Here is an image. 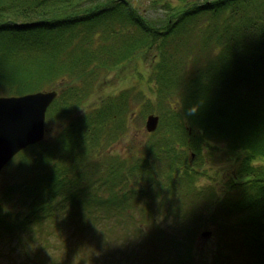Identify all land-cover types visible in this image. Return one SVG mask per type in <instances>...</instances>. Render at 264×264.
<instances>
[{"label": "trees", "instance_id": "16d2710c", "mask_svg": "<svg viewBox=\"0 0 264 264\" xmlns=\"http://www.w3.org/2000/svg\"><path fill=\"white\" fill-rule=\"evenodd\" d=\"M153 1L167 10L159 21L131 0H0V95L55 86L47 126L64 123L6 164L0 231L34 236L79 218L77 233L93 238L102 256L94 264H172L174 236L184 247L176 263L194 264L199 228L222 224L231 236L213 264L225 257L264 264V0ZM10 32L20 40L12 55L3 54ZM154 48V96L142 92L141 107L147 116L160 113V124L139 146L114 152L129 130L132 87L106 93L99 105L85 103L111 69L120 75ZM214 150V162L228 159L233 167L201 184L212 178L205 165ZM148 206L162 226L161 219L183 223L184 237L165 228L161 245L123 239L125 231L113 242L116 228L133 226L137 236L134 215ZM99 220H116V227L95 231Z\"/></svg>", "mask_w": 264, "mask_h": 264}, {"label": "rangeland", "instance_id": "374dc122", "mask_svg": "<svg viewBox=\"0 0 264 264\" xmlns=\"http://www.w3.org/2000/svg\"><path fill=\"white\" fill-rule=\"evenodd\" d=\"M131 1L135 3V5L139 8L140 12L147 18L161 20L163 17H165L167 13V10L165 9V7L162 6V4H157L153 0ZM176 3L177 2H174V4ZM217 16V19L220 20V16ZM214 19H216V17ZM205 20L206 23H201L200 26L203 24L202 27H206L209 24L208 21L210 20ZM211 23L214 28V24H217V20H214ZM184 32L185 37H187V30L184 29ZM5 36L7 40L4 39V37L2 38L6 41L7 48L4 50L3 54L6 53L12 55L13 48L17 47L18 49L20 46L19 33L10 32L7 33ZM155 51L156 48L147 53L140 60L134 59V61H130L127 64L128 67H125L120 73V75L117 74L118 70L112 71L111 69L109 71V74L99 80V86L97 91L92 95L91 98H88L85 103L86 105L93 103L99 105L100 100L106 93L115 91L117 89L120 90L122 88L132 87V93H134L135 95L131 97L129 103V130L125 133L126 135L124 136V138H121L119 142H116L113 147L114 152H120L125 154L129 149H133L135 146H139L141 142L145 141L149 136L150 132H148L145 127L147 115H144L141 106L143 104H146L142 103L144 102L142 92L148 94L150 97L154 96L153 93L150 92V82L148 81V73L150 67V60ZM178 54H176L175 56L176 61L180 60ZM141 74L144 75L143 79L141 78ZM54 87H49L48 89H53ZM176 100H178V97H172L169 100L171 103L170 106H175L177 104L175 102ZM147 104H149V102ZM150 106L151 104L145 105V110H147V108ZM63 125L64 123L58 122V119L50 122L47 126L49 127V131L46 133V135H54L58 133V131L63 127ZM218 152L221 153L222 150H219ZM216 153L217 150H214L210 162L205 165L207 166L208 172L212 175V178L208 176L201 178V184H206L209 182L213 183L215 181L214 179L221 180V178H224L233 167L232 162L228 159L220 160L221 158H218V160L214 162ZM4 168L0 173V194L2 193L3 186H6V184L8 183L6 181H8V179L10 178V174H8L9 170L5 171ZM8 208L9 206L7 207V209ZM145 208V213L141 212L139 214L138 212H135L138 214L134 215L135 219L138 217L139 220V222L137 220V224H139L136 229L137 236L133 232V226H128L127 228L121 230H118V228H116V230L111 231V234L114 235L113 242H121L117 239L118 235H123L125 231V236H123V239L127 238L128 240V237H130L131 239L135 237L143 243V246L145 244L151 245L152 243H155L156 245H161L165 241L166 236H168V233L164 230L165 228L170 233L174 234L176 232L175 235L180 236V240L182 239V237H184L181 235V226L183 225V223H181V225L178 223L173 224V222H171L170 220L164 222V220L161 219V222L163 224L162 226L158 220V222L154 221V218L156 217L152 215V212L155 208L153 206H148ZM62 219L64 218L62 217ZM77 220L80 219H72L68 223H62V227L54 226V228L56 229L53 228L50 233L48 231H43L42 233H35L34 236L32 235L33 233L29 234V232H27L28 230L23 231V233L21 234L18 233L12 235L6 230V232L0 231V264H38L36 261L40 259L43 262L48 263H52V260L54 259L58 264H94V259L101 258L102 256L99 250H97L96 245L93 243V238H90L86 233H80V231H78L77 233V228L75 227V223ZM94 223L96 226V228L93 227L95 231L99 228L101 229L104 225H106L109 230L111 228L116 227V220H112L109 222H103L99 220L95 221ZM222 223L226 224L225 222ZM0 228L2 227L0 226ZM204 231H210V234L204 236ZM104 232L107 233L106 229L104 230ZM197 233L198 241L196 246L194 247L193 252L194 264H213V261L218 254L219 244L225 243L227 241L226 238H230L231 235L224 232V227L222 226V224H212L209 225V227L205 226L199 228ZM80 235H82V237H80ZM172 239L175 242L178 241V238H176L175 236L172 237L171 240ZM175 242V248L171 247L170 254L167 253L168 258L172 260V264H177L176 261L181 255H183L184 252H182V250H184V247L182 248V245H176ZM240 242L242 243V239H240ZM190 243H186L184 245L191 247ZM224 251L230 252V249L228 250L227 248ZM142 253L143 252L138 254L139 258L137 261L141 260L143 256ZM156 254L161 255V252L159 251ZM128 255L130 256V253H128ZM119 256L121 257L122 255L120 254ZM224 259V264H230V257H225Z\"/></svg>", "mask_w": 264, "mask_h": 264}, {"label": "water", "instance_id": "95a60500", "mask_svg": "<svg viewBox=\"0 0 264 264\" xmlns=\"http://www.w3.org/2000/svg\"><path fill=\"white\" fill-rule=\"evenodd\" d=\"M57 89L37 90L17 95H0V173L23 148L46 137V118ZM160 115L149 113L145 122L148 132L160 124ZM209 231L203 235H209Z\"/></svg>", "mask_w": 264, "mask_h": 264}]
</instances>
